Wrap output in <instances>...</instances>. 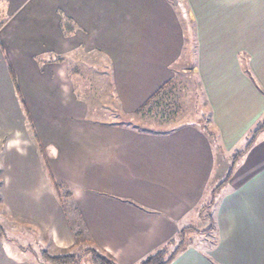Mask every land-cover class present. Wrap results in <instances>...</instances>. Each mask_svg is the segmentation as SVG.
<instances>
[{
	"label": "crops",
	"instance_id": "1",
	"mask_svg": "<svg viewBox=\"0 0 264 264\" xmlns=\"http://www.w3.org/2000/svg\"><path fill=\"white\" fill-rule=\"evenodd\" d=\"M98 59L124 114L178 61H194L210 128L152 132L94 117L82 67ZM263 112L264 0H16L0 19V206L49 232L57 248L72 247L52 177L68 188L88 239L134 264L174 236L210 189L213 131L224 146L241 144ZM222 188L215 248L190 246L170 264H264V129ZM10 243L0 237V264H36Z\"/></svg>",
	"mask_w": 264,
	"mask_h": 264
},
{
	"label": "rangeland",
	"instance_id": "2",
	"mask_svg": "<svg viewBox=\"0 0 264 264\" xmlns=\"http://www.w3.org/2000/svg\"><path fill=\"white\" fill-rule=\"evenodd\" d=\"M14 2L16 0H0V19L5 17V12L10 9L11 4ZM96 61H100V66L98 64L90 66V63H85L86 67L83 65L82 70L85 78L81 82L83 100L90 105L89 111L94 117L101 120L124 121L130 126H136L139 129L152 132L172 129L189 122L201 123L207 127L209 124L208 128H210L212 115L209 100L204 91L203 82L198 72L194 70V61H178L173 67L171 81L166 85L163 92L156 96L155 99L149 101L140 111H135L131 114H124L118 109L116 101L111 94L109 75H107L108 69L105 67L104 61L99 59ZM244 67H247V62H245ZM213 133H215L214 138H217L215 141L220 146V149L216 156L217 162L214 163L210 189L205 193L202 201L182 220L180 227H186L183 241L184 247L177 256L190 246L205 254L217 245L218 231L214 216L215 202L223 189L222 187L229 180L221 185L213 195L211 191L227 177L232 158L239 149L244 147L250 137V133H248L241 144L238 143L233 147H229V145L224 146L221 143L218 132L213 131ZM45 151L48 153L47 149ZM52 179L55 180L54 178ZM205 214L209 215L210 220L205 218ZM0 237L12 241L9 244L12 249L21 250L20 255L34 260L36 264L44 262L39 255L43 248L52 254L67 251L54 245L49 232L43 231L26 221H15L1 206ZM73 245L74 250L79 244L75 245L73 243ZM84 245H81V247ZM81 255L79 264H91L87 258L88 256Z\"/></svg>",
	"mask_w": 264,
	"mask_h": 264
},
{
	"label": "trees",
	"instance_id": "3",
	"mask_svg": "<svg viewBox=\"0 0 264 264\" xmlns=\"http://www.w3.org/2000/svg\"><path fill=\"white\" fill-rule=\"evenodd\" d=\"M170 81L171 80L163 83L160 87H158V89L136 110V112L140 111L142 108L145 107V105L149 103V101L155 99L156 96L160 95V93L163 92L166 85ZM120 122L125 123L124 121ZM133 127L137 128L136 126ZM204 128L207 134L213 136V133L208 130L207 127ZM263 129L264 112L260 120H258L255 124L254 128L249 131L250 137L244 147L242 149H239L238 152L232 158L230 170L228 171L227 177L212 189V195L217 191V189H219L221 185L225 184L229 180V175L232 173L237 160L240 158L241 155L245 154L249 150V148L254 142L256 135ZM50 180L52 182V187L60 198V202L64 208L65 214L70 220L73 236L75 238L74 244L79 245L74 250L73 245L72 247L66 249L67 251L58 254H52L43 248L39 254L44 261L41 264H79L80 258L82 256L81 254L88 256L87 258L91 264H117L115 259L108 252H106L103 248L88 239L85 230L82 228L79 222L78 214L75 210V207L73 206L70 200L71 195L66 185L53 180L52 177H50ZM205 218L210 220L208 214H205ZM185 229L186 227H180L174 236L149 251L142 258L137 260L134 264H170L184 247L183 241L185 236ZM81 245L84 246L81 247Z\"/></svg>",
	"mask_w": 264,
	"mask_h": 264
}]
</instances>
